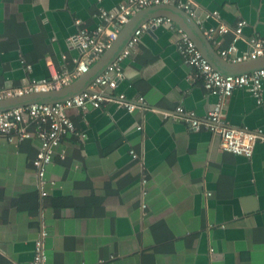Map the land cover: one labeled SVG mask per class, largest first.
Instances as JSON below:
<instances>
[{
	"label": "crops",
	"instance_id": "0c3cea01",
	"mask_svg": "<svg viewBox=\"0 0 264 264\" xmlns=\"http://www.w3.org/2000/svg\"><path fill=\"white\" fill-rule=\"evenodd\" d=\"M123 1L0 0V91L73 71L82 56L72 41L79 29L95 30L100 11ZM192 1L204 33L247 22L239 55L251 39H264V0ZM216 12L219 19L206 18ZM149 30L107 92L143 97L144 105L132 113L114 102L70 110L77 130L55 151L47 197L32 168L39 140L0 141V264H32L42 230L48 264H264V144L252 158L237 156L205 128L165 117L182 107L204 121L216 98L183 62L179 36L165 25ZM207 38L220 55L235 34ZM223 120L264 131V92L258 104L248 89H236Z\"/></svg>",
	"mask_w": 264,
	"mask_h": 264
},
{
	"label": "built area",
	"instance_id": "2783aa9c",
	"mask_svg": "<svg viewBox=\"0 0 264 264\" xmlns=\"http://www.w3.org/2000/svg\"><path fill=\"white\" fill-rule=\"evenodd\" d=\"M160 5H176L186 14L190 15L200 25L195 3L192 0L187 2H176L174 0H124L115 10L100 11L101 24L93 31L81 27L75 38L72 39L82 51V56L75 60L76 67L73 71L55 72L49 79L41 81L33 80L22 88L0 91V100L23 97L34 92H50L61 90L69 86L76 79L87 73L91 66L112 47L117 40L123 27L129 23L131 18L138 12ZM220 18L219 14H208L206 18ZM81 21H77L81 25ZM165 25L179 36L178 51L184 63L194 68L202 81L204 89L216 98V102L209 111L206 119L200 121L193 113H187L184 108H177L173 114H164L165 117L181 119L186 121L193 129L206 130L218 137L220 149L237 156L252 158L258 142L264 144V131L247 132L236 130L226 126L223 120L226 101L232 96L236 89L246 88L256 98L258 104L262 103L264 92V68L244 75H223L216 70L210 61L198 49L195 42L173 21L166 17L153 19L138 29L118 59L110 65L87 89L64 102L55 104H32L27 107L0 112V141L6 139L11 143L22 142L27 139L37 138L40 142L37 156L32 161V168L35 170L38 186L43 197L49 195L48 186H55L54 181L47 179L48 167L53 162V156L59 147L62 139L69 134L76 133L77 127L69 116V111L77 109L87 112L90 109H100L107 102H114L119 108L132 113L144 105V98L136 102L130 101L124 94L117 97L107 94L114 91L119 81L124 77L122 63L129 58L141 36L152 26ZM247 22H238L235 30L227 25L221 24L217 29H210L205 34L213 38L216 34H227L234 32L233 43L220 52V56L228 63L240 64L249 61H256L264 57V39H251L250 49L243 55L238 54L236 47L237 40L242 36L243 29ZM31 69V66H29ZM33 127H39L38 132H33ZM141 129V128H139ZM134 159H138L135 151H131ZM147 182L143 179V184ZM145 194V193H144ZM145 209L146 206L143 205ZM48 233L42 230L40 237L35 241V253L32 264H48V257L45 249V238Z\"/></svg>",
	"mask_w": 264,
	"mask_h": 264
},
{
	"label": "water",
	"instance_id": "95a60500",
	"mask_svg": "<svg viewBox=\"0 0 264 264\" xmlns=\"http://www.w3.org/2000/svg\"><path fill=\"white\" fill-rule=\"evenodd\" d=\"M160 17L171 19L173 23L181 28L195 42L198 49L210 61L213 67L223 75H244L264 68V57L256 61L240 64L228 63L220 55H216L211 50V43L201 26L190 15L186 14L176 5L153 6L135 14L129 23L123 27L112 47L91 66L87 73L76 79L69 86L57 91L34 92L23 97L0 100V112L23 108L32 104L60 103L82 94L118 59L138 29L153 19ZM154 27L152 26L149 31L153 30ZM210 52H213L214 56Z\"/></svg>",
	"mask_w": 264,
	"mask_h": 264
}]
</instances>
